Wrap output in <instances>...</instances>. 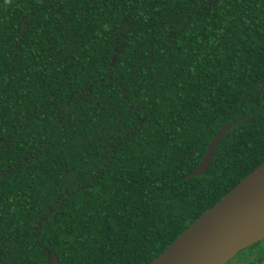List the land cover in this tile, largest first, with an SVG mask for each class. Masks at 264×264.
<instances>
[{
    "label": "trees",
    "instance_id": "obj_1",
    "mask_svg": "<svg viewBox=\"0 0 264 264\" xmlns=\"http://www.w3.org/2000/svg\"><path fill=\"white\" fill-rule=\"evenodd\" d=\"M262 162L264 0H0V264H150Z\"/></svg>",
    "mask_w": 264,
    "mask_h": 264
},
{
    "label": "water",
    "instance_id": "obj_2",
    "mask_svg": "<svg viewBox=\"0 0 264 264\" xmlns=\"http://www.w3.org/2000/svg\"><path fill=\"white\" fill-rule=\"evenodd\" d=\"M238 120L239 119L232 120L218 130V132L212 138L209 146L207 147L202 161L187 175V177L203 174L206 172L208 166L212 161L214 149L217 146L220 138ZM262 181H264V162H262L257 168H255L231 191H229L218 203H216L212 208H210L201 217H199L180 236L182 237L206 213H208L215 207L217 208V217L214 224V229L217 232L222 243L218 245V248L215 251L211 252L208 256L199 259L193 264H224L241 249L264 239V235L257 234L250 230L247 226L244 225L243 222H241L239 217L241 205L249 190V187ZM172 245L162 254L166 253L172 247ZM161 255H159L157 258H159ZM156 259H154L152 262H154ZM45 264H59V258L57 254L55 253L50 256ZM260 264H264V260Z\"/></svg>",
    "mask_w": 264,
    "mask_h": 264
},
{
    "label": "bare ground",
    "instance_id": "obj_3",
    "mask_svg": "<svg viewBox=\"0 0 264 264\" xmlns=\"http://www.w3.org/2000/svg\"><path fill=\"white\" fill-rule=\"evenodd\" d=\"M216 217L215 207L151 264H193L215 251L222 243L214 229ZM239 217L250 230L264 235V181L249 187Z\"/></svg>",
    "mask_w": 264,
    "mask_h": 264
},
{
    "label": "flooded vegetation",
    "instance_id": "obj_4",
    "mask_svg": "<svg viewBox=\"0 0 264 264\" xmlns=\"http://www.w3.org/2000/svg\"><path fill=\"white\" fill-rule=\"evenodd\" d=\"M250 246V245H249ZM248 247V246H247ZM246 248V247H245ZM244 249V248H243ZM242 250V249H241ZM240 250V251H241ZM254 253H243L239 254V251L232 256L228 261L224 264H250L251 258L254 256Z\"/></svg>",
    "mask_w": 264,
    "mask_h": 264
}]
</instances>
